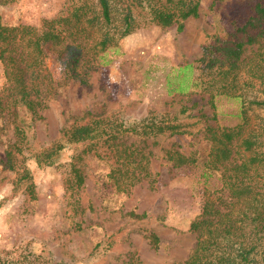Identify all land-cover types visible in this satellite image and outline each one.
<instances>
[{"label": "rangeland", "instance_id": "rangeland-1", "mask_svg": "<svg viewBox=\"0 0 264 264\" xmlns=\"http://www.w3.org/2000/svg\"><path fill=\"white\" fill-rule=\"evenodd\" d=\"M241 7L237 0H201L199 14L183 20L181 30L179 23L143 22L117 46L87 54L89 62L76 72L50 54L45 59L50 82L34 94L41 101L40 116L13 100L0 60V258L19 264H175L189 257L199 237L191 223L202 212L206 188L221 197L222 209L232 201L220 179L223 167L210 162L207 127L220 133L241 118L230 113L238 110L237 102L226 95L212 99L193 84L176 89L178 75L188 63L205 62L200 60L205 48L225 39ZM65 8L66 0L0 2L7 25L39 26ZM259 47L247 45L243 56L251 57ZM164 112L173 113L180 131L124 137L146 155L151 172L133 185L124 184L126 175L114 169L115 152L103 144L71 143L52 164L35 158L65 127L90 116L144 124ZM16 126L25 138L13 169L6 160L19 138ZM232 149L239 159L241 150ZM173 150L196 162L175 166L168 158ZM24 169L28 177L19 180Z\"/></svg>", "mask_w": 264, "mask_h": 264}, {"label": "trees", "instance_id": "trees-1", "mask_svg": "<svg viewBox=\"0 0 264 264\" xmlns=\"http://www.w3.org/2000/svg\"><path fill=\"white\" fill-rule=\"evenodd\" d=\"M237 2L242 7L230 20L225 39L207 45L200 59L204 63L182 66L176 87L187 90L191 84L199 85L212 99L223 94L237 102L238 110L230 113L241 118L239 124L232 129L223 126L220 133L217 127H207L210 162L223 167L220 179L232 201L222 209L218 202L221 197L206 188L202 212L191 223V228L199 231L196 247L183 263L175 264H264V0ZM200 5L201 0H66L65 10L43 19L39 26L7 25L0 12V60L8 77L9 94L34 117L40 116L41 101L34 94L50 82L47 56L55 55L76 72L82 62H89L87 54L95 56L117 46L143 22L163 26L179 23L181 30L182 21L197 16ZM254 43H260L258 51L244 57L245 47ZM172 114L155 115L144 124L125 123L114 115L90 116L83 123L65 127L59 138L36 152L35 158L39 163L52 164L71 143L103 144L115 152L114 169L126 175L124 184L133 185L151 172L146 155L124 137L178 132L181 123H174ZM16 131L19 138L6 160L13 169L18 164L15 154L22 149L18 143L23 144L25 138L23 128L16 126ZM233 145L242 152L239 159L232 154ZM168 158L175 166L196 162L178 150L168 151ZM27 174L24 169L19 180L26 179ZM202 175L208 178L212 173ZM76 178L83 182L79 172ZM120 180L118 176V187ZM151 237L158 242L156 234ZM0 264L19 263L0 258Z\"/></svg>", "mask_w": 264, "mask_h": 264}]
</instances>
